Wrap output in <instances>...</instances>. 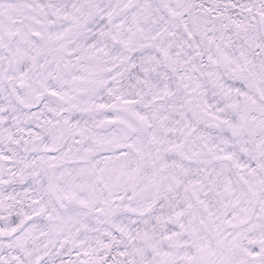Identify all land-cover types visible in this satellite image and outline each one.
<instances>
[{
    "label": "snow or ice",
    "instance_id": "obj_1",
    "mask_svg": "<svg viewBox=\"0 0 264 264\" xmlns=\"http://www.w3.org/2000/svg\"><path fill=\"white\" fill-rule=\"evenodd\" d=\"M0 264H264V0H0Z\"/></svg>",
    "mask_w": 264,
    "mask_h": 264
}]
</instances>
